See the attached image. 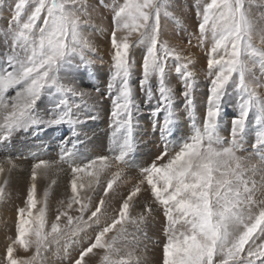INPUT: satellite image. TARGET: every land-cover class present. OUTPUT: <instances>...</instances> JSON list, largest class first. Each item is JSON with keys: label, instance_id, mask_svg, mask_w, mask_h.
<instances>
[{"label": "snow or ice", "instance_id": "1", "mask_svg": "<svg viewBox=\"0 0 264 264\" xmlns=\"http://www.w3.org/2000/svg\"><path fill=\"white\" fill-rule=\"evenodd\" d=\"M254 6L264 9V0H195V30L173 43L162 23H182L183 6L173 0H0L7 22L0 28V148L21 131L67 126L59 159L33 157L24 207L0 264H47L46 253L61 241L68 264H149L150 221L162 232L160 264H264V96L257 92L264 85L249 79L257 66L264 73V11L254 15ZM94 35L110 42L104 91L84 83L102 60L93 58ZM191 48L207 55V106L199 121ZM232 97L237 111L223 136ZM105 103L113 145L108 154L82 157L78 129ZM142 107L164 146L129 180ZM185 113L191 129L177 139ZM17 159H0V201ZM64 164V198L49 220ZM42 181L50 183L39 193ZM121 184L128 185L123 194ZM81 233L86 241L74 239Z\"/></svg>", "mask_w": 264, "mask_h": 264}, {"label": "rangeland", "instance_id": "2", "mask_svg": "<svg viewBox=\"0 0 264 264\" xmlns=\"http://www.w3.org/2000/svg\"><path fill=\"white\" fill-rule=\"evenodd\" d=\"M109 2V0H106ZM174 3H178L183 6V12L177 13L181 15L182 23L176 24L175 21L163 20L162 23L165 26L168 35L172 37V42H180L179 37L187 36L188 33L195 30V0H173ZM210 2V0H209ZM191 6V8L189 7ZM254 15H259L262 8L253 7ZM4 16L7 17L8 13L5 12ZM6 20H0V28H6ZM173 29H175V34H173ZM184 30V31H182ZM97 43V52L94 54V59L100 57L101 59L96 60L95 78H86L84 83L86 85L100 87L101 91L105 90L106 82L109 78L110 64V42L107 38H101L99 36H93ZM186 43V41H183ZM211 41L208 42L207 47H210ZM206 48H191L190 51L194 53V59L196 61L195 68L197 79L199 82V87L194 93L195 104H196V119L202 117L207 106V91H208V76L206 72L207 55ZM2 51V49H0ZM143 49H139L135 52L134 60L136 61L135 73H139V64L142 59ZM2 61V57H0ZM135 79V75L133 77ZM255 79L257 83L264 85V73H261L259 67L252 69V73L249 79ZM173 86H175V81H173ZM257 92L264 96V86L257 88ZM95 94V93H94ZM236 98L232 97L228 101L226 111L228 116H226L222 122L221 135L227 136L228 129L230 128L231 114L237 111L236 108ZM184 109L181 107L180 112ZM110 103H105L101 105L97 111L93 112L95 119L87 120L82 123L81 127L78 129L79 140L76 142V151L82 157H94L98 155L108 154L112 145L109 146V140L113 141V129L111 127V120L109 116ZM147 115L146 107H142L140 114L136 117L137 126L135 128V141L136 147L133 154L129 157V166L133 160L138 161L140 165L151 160L154 155L160 151L164 142L160 137L158 130H153L150 127V122L142 117ZM181 125L180 131L177 133V139L183 134L188 133L191 129V120L185 113L183 117L178 121ZM67 126L63 128H58L56 126H40V128H33L28 131H21L14 135L9 142L7 148H0V159L4 158L5 154H10L13 156L20 157L16 160L18 165L17 169L12 174V180L8 186L6 198L0 201V257L6 253V244L8 242V236H15V222L17 219V211L20 207H24L25 190L27 184V178L29 175L30 167L34 163L33 157H38L41 159H59L61 153V140L60 137L64 134ZM254 124L252 125L249 132V141H254ZM69 148L72 147L71 144L68 145ZM247 147V145H246ZM246 154V153H245ZM141 162V163H140ZM62 167L65 169L64 173H60V185L59 187L53 186L52 195L50 196V212L49 220L54 219V212L57 206V202L64 198L65 183L67 180L66 172L68 171V165L64 164ZM130 168H133L131 166ZM128 168V169H130ZM139 168V167H138ZM137 168V169H138ZM21 171V172H19ZM16 172V173H15ZM18 172V173H17ZM132 176H134L132 174ZM20 182V183H19ZM23 182V183H22ZM50 181H42L39 185V193H42L43 188L47 186ZM125 186H127L125 184ZM10 187V188H9ZM115 187V185H114ZM14 192V193H13ZM120 192H122V186H120ZM146 195V194H145ZM119 197L116 198L118 200ZM143 200V196L141 197ZM117 204L114 201L111 208L109 209L107 216L112 215V209L116 208ZM136 211H140L137 208ZM159 219V218H158ZM151 224V225H150ZM148 227L151 230H148ZM153 228V229H152ZM147 235L151 238V241H145L148 243L147 248V258L149 264H160L161 260V247L157 246L156 242L162 240V232L160 230L159 223L149 222L146 227ZM88 236L94 235L89 229ZM74 239L87 240V236L81 233L79 237ZM141 239H143L141 237ZM79 244L71 246V253L73 256L76 255V251L79 249ZM64 242H60L59 248L54 244L52 245L50 251L46 253L47 264H68L66 258L61 259L63 255Z\"/></svg>", "mask_w": 264, "mask_h": 264}, {"label": "bare ground", "instance_id": "3", "mask_svg": "<svg viewBox=\"0 0 264 264\" xmlns=\"http://www.w3.org/2000/svg\"><path fill=\"white\" fill-rule=\"evenodd\" d=\"M110 145H113V141L111 142L110 140H109V146ZM149 161H150V159H149ZM141 163V162H140ZM144 164V163H143ZM131 166H133V168H130L131 166H128V168H130V169H127V173H128V178H129V180H132V179H134L135 177H136V175H137V168L140 166V164H139V162L137 161H135V160H133L132 161V163L130 164ZM19 172H21V171H19ZM16 173V172H15ZM18 173V172H17ZM132 174L134 175V176H132ZM53 178H55V175L53 174ZM67 181V180H66ZM60 179H58V184L60 185ZM20 183V182H19ZM23 183V182H22ZM121 186H122V192H124V190H126V187L128 186H125V184H121ZM10 188V187H9ZM14 193V192H13ZM25 199V198H24ZM139 208V207H138ZM151 225V224H150ZM153 229V228H152ZM148 230H151L149 227H148ZM150 236V235H149Z\"/></svg>", "mask_w": 264, "mask_h": 264}]
</instances>
